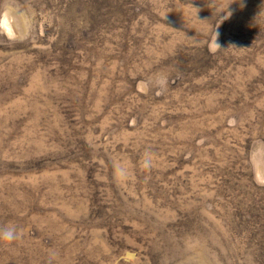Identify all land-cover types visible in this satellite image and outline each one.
<instances>
[{
	"label": "rangeland",
	"instance_id": "obj_1",
	"mask_svg": "<svg viewBox=\"0 0 264 264\" xmlns=\"http://www.w3.org/2000/svg\"><path fill=\"white\" fill-rule=\"evenodd\" d=\"M0 264H264V0H0Z\"/></svg>",
	"mask_w": 264,
	"mask_h": 264
},
{
	"label": "clouds",
	"instance_id": "obj_2",
	"mask_svg": "<svg viewBox=\"0 0 264 264\" xmlns=\"http://www.w3.org/2000/svg\"><path fill=\"white\" fill-rule=\"evenodd\" d=\"M17 239H19V232L14 226L0 228V241L11 243Z\"/></svg>",
	"mask_w": 264,
	"mask_h": 264
}]
</instances>
